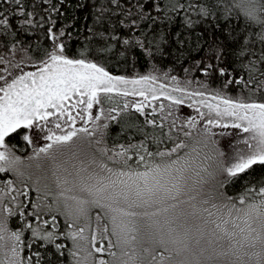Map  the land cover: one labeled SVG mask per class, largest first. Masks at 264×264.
I'll list each match as a JSON object with an SVG mask.
<instances>
[{"label": "snow or ice", "instance_id": "obj_1", "mask_svg": "<svg viewBox=\"0 0 264 264\" xmlns=\"http://www.w3.org/2000/svg\"><path fill=\"white\" fill-rule=\"evenodd\" d=\"M4 3L9 11L0 12V35L12 37L15 47L19 41L13 17L20 20V29L30 30L35 24L31 17L37 14L36 6L34 0L31 9L27 0ZM154 7L168 11L160 3ZM189 8L201 20L223 17L230 23L233 16L242 20L244 43L236 56L248 72L247 80L229 76L227 66L211 62L198 68L206 79L197 81L194 89L189 87L191 80L181 84L177 76L166 77L171 83L165 84L154 73L114 75L103 63L112 44H96L95 51L85 49L69 55L66 49L72 37L64 26L57 28L51 18L45 32L47 43L38 49V55L29 57V63L36 65L34 70L9 73L5 69L0 75V174L7 177L12 173L0 189V264H49L45 253L53 249L51 254L56 257L57 252H63L59 237L72 240L68 253L74 264H139L138 242L149 245L142 247V253H155L153 261L159 256L157 264H264V180L258 189L254 185L246 187L237 197L217 191L222 184L241 179L254 165L264 166V0H203ZM171 9L183 11L184 6L175 3ZM185 20L189 25L194 23L189 17ZM94 35L105 39L104 33ZM122 42L131 43L128 38ZM136 43L151 55L153 44L158 48L159 38L141 36ZM257 43L258 57L248 47ZM97 54L100 60L90 58ZM245 54L251 59L243 60ZM222 55V49H216L217 62ZM216 72L223 80L212 87L211 77ZM254 73L260 74L259 82ZM232 81L238 91L230 95ZM253 83L256 87L250 88ZM257 93L261 98H255ZM129 96L140 99L130 102ZM161 97L169 101L167 106L163 100L155 106ZM118 99L123 108L111 107L105 115L101 106L93 113L94 105ZM185 103L193 114L173 116L171 109L178 110ZM129 109L144 116L143 122L138 117L124 120L121 131L131 130L128 142L109 146V122ZM148 109L160 114L159 122L154 115L149 118ZM170 117L172 123L166 125ZM214 126H222L225 131L229 126L239 129L231 154L208 155L200 150L207 149L209 143L217 144ZM174 130L179 134L173 136ZM13 137L33 145L28 157L17 154V144L10 143ZM41 137L45 142L36 146L35 141ZM187 138L194 139L195 147L186 143ZM73 147L75 151H68ZM217 154L220 161L209 163ZM45 161L52 165L55 191L46 182ZM33 167L42 173L35 179L27 171ZM30 187L36 191L35 200H29ZM48 197L52 198L50 202H46ZM25 202L31 204V210L23 207ZM53 206L65 210L62 214L66 216L67 232L58 230ZM93 208L98 209L97 226L89 241V225L77 228L74 221L90 219ZM16 215L21 227L13 229L10 218ZM29 217H35V222ZM105 220L111 224L110 232ZM25 230L31 233L27 245ZM102 237L107 238V245ZM98 238L100 246L96 244ZM33 241L41 242L34 253ZM25 247L29 249L27 256L23 255ZM157 247L161 251L157 252Z\"/></svg>", "mask_w": 264, "mask_h": 264}, {"label": "trees", "instance_id": "obj_2", "mask_svg": "<svg viewBox=\"0 0 264 264\" xmlns=\"http://www.w3.org/2000/svg\"><path fill=\"white\" fill-rule=\"evenodd\" d=\"M202 2L203 0H34L37 14L31 19L35 21V24L30 30L25 31L18 27L20 20L13 17V24L17 26L18 32L16 40L19 43L13 47L12 37L5 38L0 35V55L15 50L14 52L20 56L19 60L29 63V57L38 55V49L47 43L45 32L51 26L49 23L51 18L56 22L57 28L64 26L72 37L66 49L69 55H75L78 51L85 49L95 51L96 44L105 47L112 44L111 52L104 54L103 63L114 75H135L149 71L167 72L180 79L191 80V86H196L197 81L206 79L205 74L198 71V68L211 62L218 66H227L229 76L235 75L247 80L248 72L242 69L241 60L236 56L239 46L244 43L241 38L244 32L242 20L238 16H233L230 23L223 17L219 20L211 18L201 20L197 13L189 8V5ZM27 3L30 9L33 8V0H27ZM156 3L167 6L168 11L165 13L163 10H157L154 7ZM175 3L182 4L183 11H172L171 5ZM52 8H56L57 11L52 12ZM8 11V5L4 3V0H0V12L7 14ZM185 17L191 18L194 23L187 24ZM94 33H104L105 39L95 36ZM152 35L159 38V45L157 48L153 44L154 50L149 55L139 47L136 38L141 36L150 38ZM125 38H128L131 43L124 44L122 41ZM65 39L67 40V37ZM89 41L93 43L90 44ZM248 47L253 50L255 56H259L258 43L249 44ZM218 48L222 49L223 53L219 62L216 60ZM90 58L101 59L99 54ZM242 59L249 60L251 56L245 54ZM197 61L203 63L198 65ZM185 69L188 71L186 72ZM253 75L255 81L259 82L260 74ZM222 80L221 74L216 72L211 77L212 87H216ZM240 87H243V84ZM249 87L255 88L256 84L253 83ZM237 91L235 81H232L229 94H235ZM255 98H261L259 93L255 94ZM150 113L148 111L149 118L154 115L159 122V114ZM137 117L142 123L144 116L129 109L116 121L109 122V134L106 136L109 146L128 142V133L131 130L121 131V125L124 120L133 121ZM149 131H152L150 127ZM164 131L167 132V127ZM178 134L175 130L173 131V136ZM136 138L140 139L139 135ZM10 143L17 144L16 150L23 144L16 137H13ZM262 180H264V166L258 163L250 171L246 170L241 179L224 184L222 191L227 196L237 197L246 187L254 185L259 188ZM62 238L67 241L64 237L58 239V243L63 245V252L56 253L59 259L51 254L53 249L44 254L49 264L69 262V246L67 242L62 241ZM39 243L41 242L33 241L31 249L33 253L37 251L36 245Z\"/></svg>", "mask_w": 264, "mask_h": 264}, {"label": "rangeland", "instance_id": "obj_3", "mask_svg": "<svg viewBox=\"0 0 264 264\" xmlns=\"http://www.w3.org/2000/svg\"><path fill=\"white\" fill-rule=\"evenodd\" d=\"M14 51L15 50H12L11 53L0 55V75L4 74L5 69H7L9 73H11L13 71H17L18 72L19 70L30 71V70H34V68L36 67V65H33V64L27 63V62H24L23 64H20V61H21V60H19L20 56H18V54H16ZM5 61H7L8 63H4ZM149 73H154L157 76V78L160 80V82L161 83H165V84L171 83V81L169 79H167L166 77L174 76L172 74H168L167 72H159V71H149V72H145V73H142V74H135V75H147ZM128 76H133V75H128ZM186 82H187L186 80L180 79V83L181 84H185ZM189 87L194 89L196 86L189 85ZM128 99H129L130 102H132L134 100L140 99V97L129 96ZM161 100H163V102H164V104L166 106L169 103V101H167L166 98L161 97V98L157 99L155 106L158 107ZM117 105H119V107L123 108V104L120 102L119 99L115 103L107 101V100H104L102 102V105H94L93 113L95 114V111L98 110L102 106L104 108V110H105V115H107L108 114V109L111 108V107H115ZM148 111L151 112V109H148ZM171 111L173 113V116L187 117L188 115L193 114L194 110L189 106L188 103H185L184 105L179 106L178 110H177V108H173V109H171ZM150 114H152V113H150ZM157 114H159V113H157ZM113 115H115V114H113ZM159 116H160V114H159ZM166 122L171 124L172 123V118L170 117ZM77 123L79 125L81 122L78 121ZM101 123H103V120L101 121ZM179 126L184 127L182 124H177L178 128H179ZM185 129H186V127H185ZM213 131L217 134V137H216L217 138V144L213 145V144L209 143L208 146H207V149H200V150L204 151L205 154H208V155H210L212 152H217V153L224 152V153H227V154H231L233 149H234V147H235L234 141L239 138V136H238L239 129L235 128L233 126H229L228 130L225 131V129L222 126H214L213 127ZM197 132H199V128L194 130V137H195V134ZM221 133H223V134L221 135ZM44 142L45 141L41 137V138H38L35 141V144H36V146H39L40 144H42ZM186 143H188L189 145L195 147V141H194L193 138H189L188 140H186ZM78 144H79V142H78ZM81 147H83V146L81 145ZM14 150L17 152L18 155H20L22 157H28L31 154V152L33 151V145H27L26 143L23 142L22 147L20 149H17V150L14 149ZM68 151H75V147L70 148ZM85 151H87V149ZM78 158L83 159L84 157L78 155ZM220 159H221L220 156L217 154L215 159L213 161H209V163H212V164L215 165V164H217L220 161ZM61 161L63 162V157H61ZM67 163L71 167V161H68ZM44 165H45V167L48 168V180L46 182H48L49 184L53 185V190L55 191L54 178L51 175L52 165L48 161H45ZM27 171L30 174H32L33 179H35L36 175L42 174V173H39L34 167L33 168H28ZM9 177H12V173H9L7 177L3 176V174H0V189H2L3 186H4L3 185V180L8 179ZM216 179L219 180L220 177L218 176ZM28 183L31 184L32 181H28ZM16 187L17 188L20 187L19 182L16 183ZM222 187L224 188V184H222L217 189V191L220 192V193H223ZM12 195H15V193H12ZM41 195H43V193H41ZM36 196H37V194H36L35 189L30 187L29 188V200H35ZM229 197H233V196H229ZM20 199H21V197L17 196V200H20ZM51 199H52L51 197L46 198V202H50ZM4 202L10 204L13 207H15V204H13L12 201L9 200V199H5ZM23 207L26 208V209L31 210V204L30 203L25 202L23 204ZM64 211L65 210L63 209L62 206L59 209H57L55 206H53V209H52L53 214L56 215V223L59 225V229L58 230L62 231V232H67L69 229L67 227L66 216L64 214H62ZM97 211H98V209H95V208L92 209L91 214H90V219L81 218L79 221H74L77 228L81 227V226L89 225V226L86 227V234L88 236L89 241L91 240V232H92V230L97 226V219H96ZM0 214H2V213H0ZM29 219H31L33 222H35V217H29ZM19 220H20V218H19L18 215H16L15 217L10 218L9 226L11 228H13V229H15L17 227H21V224H20ZM104 223H108L109 232H110V230H111L110 222L105 220ZM48 227H51V225L49 224ZM30 234H31L30 230H25L24 236H23L25 245L28 244L27 237ZM59 238H61V237H59ZM64 238H66V237H64ZM66 239H67V241H65L62 238V241L67 242L69 248H72V243H73L72 240L70 238H66ZM102 239H103V243L105 245H107V242H108L107 238L106 237H102ZM100 243H101V238H98L97 241H96L97 246H100ZM138 247H141V254H138L137 257H136V259L139 262V264H157V262L159 261V256L156 257V261L152 260V255H155V253H151V254L142 253V247H149V245L146 242H144L142 244V246H141L140 242H138ZM28 250H29L28 247H25L24 250H23V255L27 256L29 254ZM89 250H91L90 246H89ZM119 251L120 250L117 249L118 253H119ZM156 251L159 252V251H161V249L157 247ZM94 255H99V254H94ZM104 255L107 256V252H105ZM69 257H70L69 258V262H67V264H74L73 258L71 256H69ZM81 258H83V253H82V257ZM118 258L119 259H124V257H118ZM109 259H112V258L109 257Z\"/></svg>", "mask_w": 264, "mask_h": 264}]
</instances>
